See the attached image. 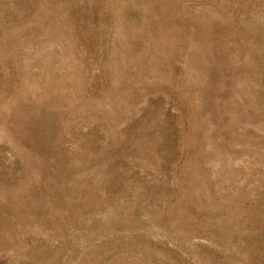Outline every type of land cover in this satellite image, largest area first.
Returning a JSON list of instances; mask_svg holds the SVG:
<instances>
[{
	"label": "rangeland",
	"instance_id": "rangeland-1",
	"mask_svg": "<svg viewBox=\"0 0 264 264\" xmlns=\"http://www.w3.org/2000/svg\"><path fill=\"white\" fill-rule=\"evenodd\" d=\"M0 264H264V0H0Z\"/></svg>",
	"mask_w": 264,
	"mask_h": 264
}]
</instances>
